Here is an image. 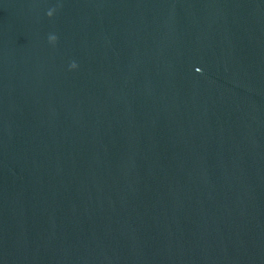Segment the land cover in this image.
Returning a JSON list of instances; mask_svg holds the SVG:
<instances>
[{
	"label": "water",
	"instance_id": "1",
	"mask_svg": "<svg viewBox=\"0 0 264 264\" xmlns=\"http://www.w3.org/2000/svg\"><path fill=\"white\" fill-rule=\"evenodd\" d=\"M0 264H264V0H0Z\"/></svg>",
	"mask_w": 264,
	"mask_h": 264
}]
</instances>
